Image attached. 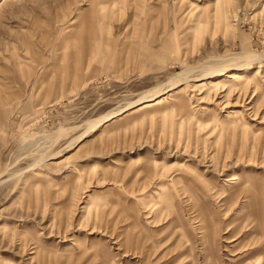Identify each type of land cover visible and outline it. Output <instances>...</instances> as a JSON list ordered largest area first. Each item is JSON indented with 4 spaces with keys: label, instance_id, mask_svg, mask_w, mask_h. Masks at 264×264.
I'll list each match as a JSON object with an SVG mask.
<instances>
[{
    "label": "rangeland",
    "instance_id": "rangeland-1",
    "mask_svg": "<svg viewBox=\"0 0 264 264\" xmlns=\"http://www.w3.org/2000/svg\"><path fill=\"white\" fill-rule=\"evenodd\" d=\"M0 264H264V0H0Z\"/></svg>",
    "mask_w": 264,
    "mask_h": 264
},
{
    "label": "bare ground",
    "instance_id": "bare-ground-1",
    "mask_svg": "<svg viewBox=\"0 0 264 264\" xmlns=\"http://www.w3.org/2000/svg\"><path fill=\"white\" fill-rule=\"evenodd\" d=\"M212 67V68H211ZM209 69H205L204 71H203V75L204 76H207V75H209V74H212V73H214V72H217V71H220L221 70V68H223V67H214V66H211ZM202 74V73H201ZM183 76V77H182ZM186 79L188 76L187 75H185V74H179V75H177L175 78H173L171 81H172V83L171 84H169V87H172V86H174V85H176L177 83H179L180 82V80L182 79ZM228 77L229 78H232V79H237V74L236 73H232V74H229L228 75ZM171 81H169V82H171ZM161 90H162V88H161ZM160 89H158L154 94H155V96L156 95H158L159 93H160V91H161ZM153 93V92H152ZM150 94H151V92H150ZM153 95H149L148 93L147 94H144L143 96H141L142 98L139 100L140 102L138 103V104H141V103H143V102H145V101H151V100H153V99H148V98H150V97H152ZM159 96V95H158ZM157 96V97H158ZM156 98V97H155ZM146 99V100H145ZM130 104H133V103H130ZM119 112V111H118ZM110 114V113H109ZM109 116V115H108ZM110 117V116H109Z\"/></svg>",
    "mask_w": 264,
    "mask_h": 264
}]
</instances>
